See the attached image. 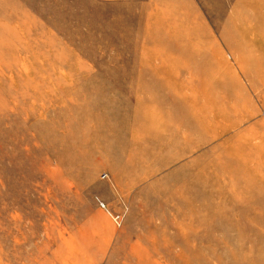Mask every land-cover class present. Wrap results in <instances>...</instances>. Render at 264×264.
Segmentation results:
<instances>
[{"label": "rangeland", "instance_id": "obj_1", "mask_svg": "<svg viewBox=\"0 0 264 264\" xmlns=\"http://www.w3.org/2000/svg\"><path fill=\"white\" fill-rule=\"evenodd\" d=\"M0 264H264V0H0Z\"/></svg>", "mask_w": 264, "mask_h": 264}, {"label": "bare ground", "instance_id": "obj_2", "mask_svg": "<svg viewBox=\"0 0 264 264\" xmlns=\"http://www.w3.org/2000/svg\"><path fill=\"white\" fill-rule=\"evenodd\" d=\"M189 59V58H188ZM186 60H187V58H186ZM189 61V60H188ZM188 66H190V65H188ZM172 97V96H171ZM170 99V98H169ZM215 113V112H214ZM227 115V114H226ZM228 120V119H227ZM192 131V130H191ZM188 132V131H187ZM189 133V132H188ZM192 133V132H191Z\"/></svg>", "mask_w": 264, "mask_h": 264}]
</instances>
